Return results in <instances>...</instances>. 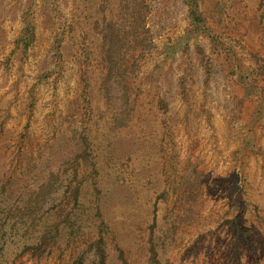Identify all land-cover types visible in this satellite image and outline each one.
<instances>
[{"label": "rangeland", "instance_id": "374dc122", "mask_svg": "<svg viewBox=\"0 0 264 264\" xmlns=\"http://www.w3.org/2000/svg\"><path fill=\"white\" fill-rule=\"evenodd\" d=\"M188 2L0 0V264H264V0Z\"/></svg>", "mask_w": 264, "mask_h": 264}, {"label": "trees", "instance_id": "16d2710c", "mask_svg": "<svg viewBox=\"0 0 264 264\" xmlns=\"http://www.w3.org/2000/svg\"><path fill=\"white\" fill-rule=\"evenodd\" d=\"M186 1H189L187 3L188 15L191 19L192 24L194 25V30L199 32V31H201V29L203 28V25L205 24V19L203 18L202 13L200 11V7H201L200 1L201 0H186ZM198 53L202 59V63L206 66L207 65V59H206L203 51L200 48H198ZM161 106L166 108V104L164 102H161ZM81 228H82V225H80L76 228H73L71 233H70L71 236L74 235V238L78 239L81 236V231H80ZM89 229H91V228L89 227ZM91 233H92V231H91ZM43 234H48V235L51 234V236L49 237V238H52V241L50 244L42 246V244L45 241L43 236H42L41 240H40L42 244L28 245L25 247V251L30 252V254L32 256L37 255L38 252H39L38 257L50 256L53 253L55 246L58 244V238H60V236H61L60 227L50 225L43 230ZM64 252L65 251L62 250V254ZM149 254H150L149 260H150L151 264H160L152 241H151V244L149 246ZM90 257H94V259L92 260V263H94V264H106L107 254H106V250L104 247L103 235L101 233L96 234L94 236V238L88 242L84 241V248L76 256V263L77 264H83L84 260L87 258H90ZM122 260H123L124 264H127L124 259H122Z\"/></svg>", "mask_w": 264, "mask_h": 264}]
</instances>
